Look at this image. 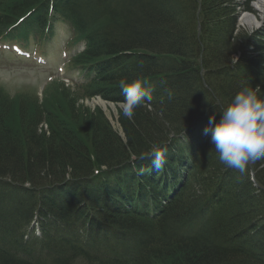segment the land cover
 <instances>
[{
    "label": "trees",
    "instance_id": "obj_1",
    "mask_svg": "<svg viewBox=\"0 0 264 264\" xmlns=\"http://www.w3.org/2000/svg\"><path fill=\"white\" fill-rule=\"evenodd\" d=\"M253 1L54 0V9L68 13L74 31L89 41L87 53L73 62L99 71L87 95L124 101L119 82L136 78L147 80L152 92L131 118L120 113L122 137L99 110L83 112L82 123L77 115L68 122L51 111L24 114L25 110L20 126H12L7 120L10 102L0 91V219L12 214L28 221L23 213L33 193L15 191L11 183L39 186L66 173L91 175L125 162L147 140L162 138L174 128L175 134L184 128H189L186 134L200 130L202 141L191 145L199 152L193 158L192 151L180 152L193 161L192 172L167 207L152 205L159 211L158 219H125L116 211L120 228L111 223L102 230L100 216L90 213L93 208L83 203L84 198L62 189L49 191L53 211L40 215L41 232L49 225L50 232L28 242L25 234L0 239V264H75L81 258L87 264H264V159L248 164L241 174L222 164L211 135L203 136L209 120L214 116L218 121L242 88H258L257 95L264 98V32L248 33L238 23L239 11L251 10ZM48 4L49 0H15L9 9L0 8V20L12 23L35 9L27 24L41 25ZM248 68H258V73L247 75ZM201 115L206 122L189 125ZM186 134L173 140L188 142ZM165 143L157 145L166 149L163 167L173 165L167 154L178 155ZM141 160L126 163L139 168ZM173 172L175 176L168 170L162 174L166 195L167 189L182 184L180 173ZM130 173L123 176L125 183L136 184L151 200L157 197L154 183L146 184L148 177L143 181ZM107 174L102 180L122 186L114 170ZM213 183L223 185L214 200L209 198ZM4 198L11 200V208L5 207ZM85 226L99 232L95 239L100 243L82 242L83 233L75 230L85 231Z\"/></svg>",
    "mask_w": 264,
    "mask_h": 264
},
{
    "label": "bare ground",
    "instance_id": "obj_2",
    "mask_svg": "<svg viewBox=\"0 0 264 264\" xmlns=\"http://www.w3.org/2000/svg\"><path fill=\"white\" fill-rule=\"evenodd\" d=\"M254 0L251 4V10L250 9H245L242 12L248 11L251 13H245V15L242 18V21L244 23H248L252 25L253 27L259 29L264 28V18L261 19V14L260 16H255L253 13H255L258 9L253 6ZM258 6L259 8L263 9L264 5V0H258ZM258 12V11H257ZM264 13H262L263 15ZM259 25L261 27H259ZM240 26V25H239ZM256 30V31H257ZM248 33H253L254 30H247ZM118 60V59H117ZM245 71H250L246 72L248 74H254L258 73V68L256 69H247ZM103 74H108L104 72ZM111 77L114 75V73H109ZM142 79V78H141ZM145 82L147 80L143 79ZM55 81V80H54ZM147 84V83H146ZM109 94V93H105ZM123 96V95H122ZM106 99V96H102ZM114 97V98H113ZM124 99V96H123ZM108 100V99H107ZM112 102L122 104L123 101L117 97V96H111ZM106 107V105L104 106ZM205 114V113H203ZM119 116H117V120L119 122ZM202 120L203 122H206L207 119H204V115H201L200 118H195L189 125L193 126L195 122ZM120 125V123H119ZM185 130H188L187 128H184V130L178 134L175 135H181ZM170 135V133L168 134ZM186 141L182 144H177L175 140L171 142L170 136H168L166 142L169 144V149L172 151V154H178L174 156H168L167 157L169 160L173 162V165L170 166L168 164L165 165V167H162L160 169L155 168L153 165H150V159L145 158L141 160L140 167L135 168L131 164H127L125 162H121L118 165H113L111 167H103L101 169H96V171L91 174V175H83V174H71V173H66L63 178L59 179H48L44 182L39 183V186H34L33 184H28V183H11L12 188L15 191H26L28 195L30 193H33L32 199L33 201L29 204L30 208L27 210L24 209V213L26 218L28 217L27 220L22 221V217L19 219H16L14 215H9V218L7 219H0V239L3 240L4 238H18L20 239L23 234L24 236V242L32 241V239H35L39 237L36 233L37 228L41 226V223L43 222V217L40 215V211H51L53 206L48 203V201L53 200V198H49L48 192L49 191H55V190H66L71 194H77L81 198H84L85 201H83L84 204H87V202L90 204V206L93 208L90 213H94L97 216H100V220L98 227H100L102 230L108 229L110 227V224L113 223L116 226H118L114 220L115 216H117L116 211L118 213L124 214L125 219H136L143 221L149 217H153L150 213V207L154 204L158 203V197L164 195V185L161 183L163 181V175L161 174L162 171L168 170L172 176H175L174 170L178 171L181 176L186 177L189 176V174L192 172L191 167H188L187 169H182V166H180L179 162H176L177 160L184 159L182 156H180V152L182 151H189L191 150V145L195 143H199L202 141V132L200 130H191L188 131L186 134ZM152 135H150L151 137ZM207 137L205 134L203 135ZM124 137V134L123 136ZM152 138L155 142L152 143V139H149L146 141V146H143L144 148L140 149L142 151V154L140 156H132L133 157H142L146 156L148 152L151 151L152 147L155 145L157 146L159 143L162 142L163 138ZM126 142V141H125ZM170 142V143H169ZM169 153V152H168ZM171 155V153H169ZM127 159V158H126ZM131 159V158H130ZM185 160V159H184ZM175 161V162H174ZM250 164V163H249ZM181 167V168H180ZM114 170L117 174H114L118 178H120L121 181V187H118L120 185V182L118 184H110L109 182H105L104 179L105 177L108 176V171ZM132 172L134 175H136L138 178H142L144 181V177H148L147 183L149 186H152L154 183V192H158L157 197L151 200L144 192H141L139 189H137L136 184H129L125 183V179L123 180V176L127 177L128 175L130 177ZM255 171L254 169L251 170V174H253ZM103 176V177H99ZM150 177V178H149ZM252 178V177H251ZM152 179V180H151ZM178 183V182H177ZM183 183V182H182ZM176 184V183H175ZM223 185L218 186L217 184H212L210 186L211 191L209 190L211 197L210 199L214 200L217 195H220V190ZM147 189V188H146ZM219 192V193H218ZM48 196V197H47ZM25 198V197H24ZM28 199H31L28 198ZM36 199V200H35ZM5 201V207L6 208H11L12 203L10 202L11 200H6ZM64 201V200H63ZM61 200V202H63ZM47 202V203H46ZM65 202V201H64ZM63 202V203H64ZM170 203V199L164 198L163 199V205L164 207H167L168 204ZM18 206V203L16 204ZM199 206L196 208V210H199ZM53 211V210H52ZM87 217H90L87 215ZM193 221V220H192ZM259 225H262L259 223ZM119 227V226H118ZM120 228V227H119ZM51 226L49 225L45 230H43L44 233L50 232ZM119 235V234H118ZM120 236V235H119ZM34 243L36 240L33 241ZM257 250V249H256ZM256 250H252V252H255ZM35 251V250H34Z\"/></svg>",
    "mask_w": 264,
    "mask_h": 264
},
{
    "label": "rangeland",
    "instance_id": "obj_3",
    "mask_svg": "<svg viewBox=\"0 0 264 264\" xmlns=\"http://www.w3.org/2000/svg\"><path fill=\"white\" fill-rule=\"evenodd\" d=\"M13 1L15 0H0V8L9 9ZM257 3L258 0L254 2L253 6L258 9V12L256 11L253 15L260 16L261 14V19H263L264 14L262 15V13H264V5L262 7L263 9H261ZM239 12L238 23L241 30H254L253 33L264 32V28L257 30L258 27L255 28L242 21L245 13L251 12H242V10ZM259 27L261 26L259 25ZM59 31L63 35L67 33L63 28H60ZM59 42L57 44L58 48H60ZM54 50L52 49V52ZM56 53L47 67L31 66L17 58H10L6 55L0 56V91L3 95H6L10 102L8 109L9 117L7 119L10 125L19 127L21 124L20 116L25 110L27 111L24 114H33L34 111L38 110L51 111L59 118L61 117L68 122H72V118L77 115L80 117L81 123L83 122L81 116L83 112L85 113L87 110L91 112L99 110L110 120L114 129L118 130L123 136L121 126L117 120L118 114L123 112L121 109L122 104L109 101L100 95L84 97L83 92L81 93L72 86H66L61 80H56L49 84L48 88L44 89L43 85L48 81L51 70L54 72L55 70L58 71V68L63 65L61 63L64 61V58L60 53V49ZM105 105L106 107H104ZM255 176L256 174L254 172L252 179L256 181ZM39 230L40 228H37V231ZM75 264H87V262L81 258Z\"/></svg>",
    "mask_w": 264,
    "mask_h": 264
},
{
    "label": "clouds",
    "instance_id": "obj_4",
    "mask_svg": "<svg viewBox=\"0 0 264 264\" xmlns=\"http://www.w3.org/2000/svg\"><path fill=\"white\" fill-rule=\"evenodd\" d=\"M119 86L124 95L121 109L131 118L135 109L150 98L152 88L141 78L122 79ZM258 91L242 88L220 112L221 118L217 121L213 116L204 129L205 135H211L220 162L241 174L250 162L264 159V98L257 95ZM165 151L154 145L141 159H151L152 165L160 169L166 162Z\"/></svg>",
    "mask_w": 264,
    "mask_h": 264
},
{
    "label": "water",
    "instance_id": "obj_5",
    "mask_svg": "<svg viewBox=\"0 0 264 264\" xmlns=\"http://www.w3.org/2000/svg\"><path fill=\"white\" fill-rule=\"evenodd\" d=\"M176 128H174L173 130H170V131H167L164 136L162 137L163 138V141H166L168 138V136L172 137L174 135V133L176 132ZM170 133V135H168ZM155 136V135H153ZM152 143H154V141H152ZM141 152V153H140ZM140 153V154H139ZM142 154V151H139V152H134V153H130L129 155H127V159L126 160H129V158H131L132 156H140ZM106 168V167H105Z\"/></svg>",
    "mask_w": 264,
    "mask_h": 264
}]
</instances>
